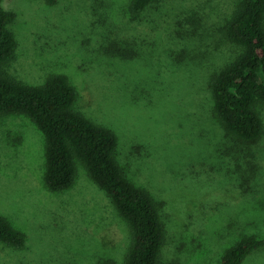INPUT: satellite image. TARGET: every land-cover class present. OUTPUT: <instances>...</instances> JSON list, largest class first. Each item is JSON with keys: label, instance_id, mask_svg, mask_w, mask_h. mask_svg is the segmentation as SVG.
Masks as SVG:
<instances>
[{"label": "rangeland", "instance_id": "rangeland-1", "mask_svg": "<svg viewBox=\"0 0 264 264\" xmlns=\"http://www.w3.org/2000/svg\"><path fill=\"white\" fill-rule=\"evenodd\" d=\"M237 1L158 0L137 18L131 0L3 1L16 15L8 72L33 86L67 75L75 108L114 132L127 178L157 201L162 264H221L242 237L264 238V132L228 134L209 85L237 54L224 32ZM45 151L28 116L0 117V215L28 236L0 242V264H125L130 230L109 196L81 161L72 188L50 191ZM244 264H264V248Z\"/></svg>", "mask_w": 264, "mask_h": 264}, {"label": "trees", "instance_id": "trees-1", "mask_svg": "<svg viewBox=\"0 0 264 264\" xmlns=\"http://www.w3.org/2000/svg\"><path fill=\"white\" fill-rule=\"evenodd\" d=\"M0 0V117L28 116L46 141L44 181L52 192L72 188L81 161L95 183L106 192L127 223L131 240L125 264H162L167 234L155 198L126 176L116 158L114 132L95 123L75 108L78 93L65 74H52L40 85H29L7 67L16 57L17 40L10 30L14 12ZM55 4L59 0H45ZM158 0H131L137 18ZM226 38L238 48L235 57L210 80L213 110L228 134L245 144L264 132V0H238L224 27ZM130 49L114 52L133 56ZM0 242L23 249L28 236L0 215ZM264 248V238L246 235L229 247L221 264H244ZM100 264H116L103 261Z\"/></svg>", "mask_w": 264, "mask_h": 264}]
</instances>
